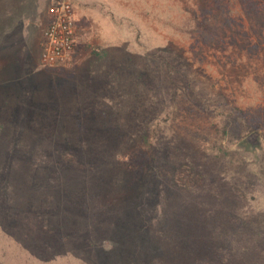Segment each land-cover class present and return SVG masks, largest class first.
<instances>
[{
	"label": "rangeland",
	"instance_id": "1",
	"mask_svg": "<svg viewBox=\"0 0 264 264\" xmlns=\"http://www.w3.org/2000/svg\"><path fill=\"white\" fill-rule=\"evenodd\" d=\"M58 1L0 33V264H264V0H66L45 67Z\"/></svg>",
	"mask_w": 264,
	"mask_h": 264
},
{
	"label": "built area",
	"instance_id": "2",
	"mask_svg": "<svg viewBox=\"0 0 264 264\" xmlns=\"http://www.w3.org/2000/svg\"><path fill=\"white\" fill-rule=\"evenodd\" d=\"M49 23L42 36L39 62L52 67L65 63L76 43V20L69 1H58L47 8Z\"/></svg>",
	"mask_w": 264,
	"mask_h": 264
},
{
	"label": "crops",
	"instance_id": "3",
	"mask_svg": "<svg viewBox=\"0 0 264 264\" xmlns=\"http://www.w3.org/2000/svg\"><path fill=\"white\" fill-rule=\"evenodd\" d=\"M30 5L31 2H29V0H0V33L6 29L5 24L7 13L18 16L30 14Z\"/></svg>",
	"mask_w": 264,
	"mask_h": 264
},
{
	"label": "trees",
	"instance_id": "4",
	"mask_svg": "<svg viewBox=\"0 0 264 264\" xmlns=\"http://www.w3.org/2000/svg\"><path fill=\"white\" fill-rule=\"evenodd\" d=\"M217 108H218V106H217ZM159 113H160V111H159ZM150 114H151V113H150ZM157 115H158V114H152V115H148V116L152 118V116H157ZM229 119H231V118H229ZM247 131L250 132V128H249ZM247 131H246V132H247ZM246 132H245V133H246ZM248 132H247V133H248ZM245 133H244V134H245ZM235 134H236L235 137H236L237 139H241V138L244 137V134L242 135V130H237ZM27 159H28V161L30 162V166H31V168L33 169V168L35 167V166H34V163H33L34 157L32 158V157H28V156H27ZM77 159H78V162H77V163H78L79 165H83V164H84V160H83L82 157H81V158H80V157H77ZM6 194H7V192H3L2 190H0V202H1L3 199H5V200L8 199V194H7V195H6ZM0 215H1V213H0ZM2 215L4 216V212L2 213ZM2 215H1V216H2ZM5 215H6V213H5ZM6 216H8V215H6Z\"/></svg>",
	"mask_w": 264,
	"mask_h": 264
},
{
	"label": "water",
	"instance_id": "5",
	"mask_svg": "<svg viewBox=\"0 0 264 264\" xmlns=\"http://www.w3.org/2000/svg\"><path fill=\"white\" fill-rule=\"evenodd\" d=\"M259 135L260 133L258 131H254L246 139L242 140V143H249L252 146H256L258 144Z\"/></svg>",
	"mask_w": 264,
	"mask_h": 264
}]
</instances>
